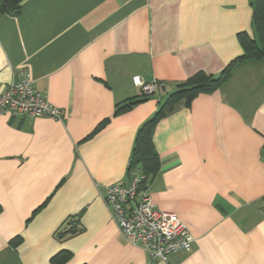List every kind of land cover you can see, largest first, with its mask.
Here are the masks:
<instances>
[{"label":"crops","instance_id":"obj_1","mask_svg":"<svg viewBox=\"0 0 264 264\" xmlns=\"http://www.w3.org/2000/svg\"><path fill=\"white\" fill-rule=\"evenodd\" d=\"M254 0H24L0 15V96L15 76L63 112L0 114V264H264V58L234 66L215 92L178 102L155 126L146 194L194 238L152 259L105 201L126 184L137 134L176 88L219 75L257 38ZM157 81L144 97L133 78ZM139 101L116 115L120 103ZM75 219V220H74ZM70 221L79 230L61 236Z\"/></svg>","mask_w":264,"mask_h":264},{"label":"built area","instance_id":"obj_2","mask_svg":"<svg viewBox=\"0 0 264 264\" xmlns=\"http://www.w3.org/2000/svg\"><path fill=\"white\" fill-rule=\"evenodd\" d=\"M133 82L144 95H153L160 89L157 81L147 83L140 76L134 77ZM0 114L31 119L45 116L63 121L62 110L33 86L29 73L15 76L0 96ZM262 160L264 163V145ZM142 180L139 170H134L128 183L107 187L105 201L121 235L132 245L141 246L152 259L165 260L172 253L190 251L194 238L187 227L176 214L153 205L146 191L140 189Z\"/></svg>","mask_w":264,"mask_h":264},{"label":"trees","instance_id":"obj_3","mask_svg":"<svg viewBox=\"0 0 264 264\" xmlns=\"http://www.w3.org/2000/svg\"><path fill=\"white\" fill-rule=\"evenodd\" d=\"M23 1L24 0H0V15L19 14ZM253 3V22L257 38L252 39L247 35H240L243 54L234 59L219 75H208L199 72L185 83L179 85L176 90L167 97L155 116L145 122L139 129L128 173L130 179V173L134 170H139L143 177L140 187L142 191H146L147 183L158 173L160 167L159 155L156 152L153 142V133L158 121L166 114L172 112L178 102L184 100L189 106L198 95L217 91L228 80L236 64L248 59L264 58V0H254ZM159 84L162 86L161 83ZM150 96L152 95H144V97ZM138 102L139 101H128L120 103L116 107L115 114L118 115L126 112ZM65 224H67V221L59 230V234L62 237L74 235L79 231L75 224H73V221H70L68 225ZM71 256L69 251L62 250L51 259V264H65L70 260Z\"/></svg>","mask_w":264,"mask_h":264}]
</instances>
